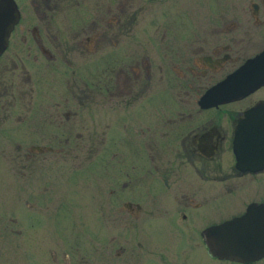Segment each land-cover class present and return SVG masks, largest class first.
Instances as JSON below:
<instances>
[{"label": "flooded vegetation", "instance_id": "obj_1", "mask_svg": "<svg viewBox=\"0 0 264 264\" xmlns=\"http://www.w3.org/2000/svg\"><path fill=\"white\" fill-rule=\"evenodd\" d=\"M12 1L1 159L40 172L38 155L86 154L74 178L62 169L60 188L102 203L103 215L90 213L114 234L110 264H264V253H217L239 248L244 233L264 249V139L257 166L235 156L246 113L264 109V0ZM253 58L254 70L240 72L251 92L203 99ZM47 185L35 197L65 201ZM142 231L155 234L140 242Z\"/></svg>", "mask_w": 264, "mask_h": 264}, {"label": "rangeland", "instance_id": "obj_2", "mask_svg": "<svg viewBox=\"0 0 264 264\" xmlns=\"http://www.w3.org/2000/svg\"><path fill=\"white\" fill-rule=\"evenodd\" d=\"M0 145H4L2 140ZM9 146L4 147L8 152L13 145ZM35 158L40 172L28 168L26 158L20 159L25 169L14 170L13 155H4V161L0 156V264H65V256L69 264H110L109 247L112 244L114 248V234L108 220L104 223L101 219L99 225L90 213L95 205L103 215L102 203H83L84 193L67 189L66 181L65 192L60 188L65 180L62 169L67 168L70 180L76 176L71 171L89 158L86 160V154L78 153L41 154ZM47 184L58 196H65V201L54 196L35 197L44 195L42 188H48ZM35 185L39 186L35 189ZM136 234L141 240L146 239L140 242H147L155 232Z\"/></svg>", "mask_w": 264, "mask_h": 264}, {"label": "water", "instance_id": "obj_3", "mask_svg": "<svg viewBox=\"0 0 264 264\" xmlns=\"http://www.w3.org/2000/svg\"><path fill=\"white\" fill-rule=\"evenodd\" d=\"M15 21L16 10L13 1L0 0V53L6 46L9 32ZM257 61L258 58L248 60L237 73L229 76L224 82L206 92L203 99L213 101L238 99L251 92L255 87H250L252 85V79L247 78L243 84H240V72L252 68L253 71ZM254 115H257V118H255ZM246 118H248L249 121L252 120L248 129L244 130L250 133H248L249 135L247 137H242V142L243 140L245 142L240 143L242 144L241 150L239 144L235 146V156L237 163L253 168L257 166V157L259 155V151L255 149V141H258V139H264V109L259 107L251 109L246 113ZM255 132H261L262 134L260 136L253 137L252 134ZM217 253L226 258L239 259L241 261H252L259 254H263L264 249H259L258 236L256 234L244 233L240 236L239 248H223L222 250L220 248Z\"/></svg>", "mask_w": 264, "mask_h": 264}]
</instances>
